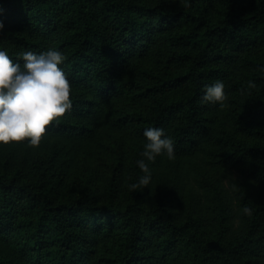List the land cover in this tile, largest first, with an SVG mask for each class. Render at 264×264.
Returning <instances> with one entry per match:
<instances>
[{
	"label": "trees",
	"instance_id": "16d2710c",
	"mask_svg": "<svg viewBox=\"0 0 264 264\" xmlns=\"http://www.w3.org/2000/svg\"><path fill=\"white\" fill-rule=\"evenodd\" d=\"M0 20L14 61L50 46L65 54L73 107L44 144L68 140L73 153L116 133L127 173L115 169L100 190L91 179L65 186L40 155L29 165L14 151L30 149L25 141L0 143V264H264L263 192L239 190L236 210L210 184L211 206L184 210L155 181L166 155L149 162V187H128L143 174V131L155 126L177 159L207 147L264 189V0H0ZM216 79L224 107L201 102Z\"/></svg>",
	"mask_w": 264,
	"mask_h": 264
},
{
	"label": "clouds",
	"instance_id": "9594fccd",
	"mask_svg": "<svg viewBox=\"0 0 264 264\" xmlns=\"http://www.w3.org/2000/svg\"><path fill=\"white\" fill-rule=\"evenodd\" d=\"M4 28L0 20V31ZM23 63L14 61L9 52L0 47V143L25 141L29 146H38L48 131V126L59 122L73 107L70 97L71 84L62 67L64 52L57 47H48L41 52L25 50L19 54ZM264 72V65L260 66ZM247 89L256 88V81H246ZM202 103L218 104L224 107L227 99L225 83L216 79L204 85ZM141 156L136 164L143 174L128 185L131 190L149 187L153 170L149 162L157 156L174 158L175 144L163 127H147ZM146 158V159H144ZM245 215H252V209L245 205ZM264 260V256L261 257Z\"/></svg>",
	"mask_w": 264,
	"mask_h": 264
},
{
	"label": "rangeland",
	"instance_id": "374dc122",
	"mask_svg": "<svg viewBox=\"0 0 264 264\" xmlns=\"http://www.w3.org/2000/svg\"><path fill=\"white\" fill-rule=\"evenodd\" d=\"M44 143L45 141L42 140L38 146H31L30 149L17 146L14 151L21 156L28 155L29 165H32L31 161L36 158V155H40L43 159L42 170L48 169L54 172L55 178L59 175L63 176L65 186H69L74 179L81 183L91 179L90 184L100 190L115 169L123 179H126V168L117 165L119 143L116 133L103 134L93 141L85 142L78 152L74 150L73 153L69 152L68 147L73 146V143L68 140H63L56 147L53 143ZM129 146H134V142L129 143L126 148ZM57 147L65 150L60 153L59 150L55 151ZM123 150L125 147H122L121 151ZM58 155L60 156L55 159ZM244 168L243 165L223 168L214 161L211 151L205 147L191 157L169 159L163 156L153 170L155 181L162 183L168 190H172L178 202L182 203L184 210L190 206L198 208L201 205L204 209L211 206L208 188L210 184L219 185L237 210L236 192L239 190H255L256 194L264 193L263 188L246 178L243 173ZM238 225L237 220L236 226Z\"/></svg>",
	"mask_w": 264,
	"mask_h": 264
}]
</instances>
